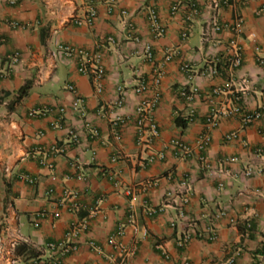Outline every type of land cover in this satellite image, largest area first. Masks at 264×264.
<instances>
[{
    "label": "crops",
    "instance_id": "crops-1",
    "mask_svg": "<svg viewBox=\"0 0 264 264\" xmlns=\"http://www.w3.org/2000/svg\"><path fill=\"white\" fill-rule=\"evenodd\" d=\"M176 2L179 9L172 13ZM211 5L210 0H115L109 14L106 0H0V68H9L14 52L21 57L10 77L0 79V264H8L13 242L18 264H54L60 249L54 253L47 245L60 241L78 247L61 256L60 264H230L231 257V264H264V254L257 253L264 244V158L254 152L261 149L264 155V112L250 125H242L238 116L223 118L209 131L207 149L195 148L207 116L234 103L232 91L224 88L227 81L236 90L245 78L243 105L251 111L261 106L264 66L257 59L264 58V0L221 2L219 9ZM89 6L97 12L94 24H75L74 17H83ZM150 7L165 27L160 37L151 31ZM237 16L242 18L238 33L221 31L202 40L212 20L231 23ZM127 20L152 45L153 64L144 61L140 44L130 38ZM185 27L189 32L183 37ZM108 35L116 42L104 46L105 91L98 95L89 77L78 73L73 61L62 59L58 48L93 51ZM234 38L242 47V63L231 73L223 64ZM167 55L171 60H165ZM156 67L162 71L161 98L153 110L159 136L143 148L135 143L133 119L141 97L134 88L149 82ZM116 85L126 89L121 109L112 106ZM182 90L191 92V98L181 96ZM76 96L81 117L71 109ZM176 115L192 116L185 130L174 124ZM119 117H128L120 141L113 134ZM58 122L61 128L55 126ZM231 132L237 136L227 140ZM176 138L193 148L190 155L171 145ZM55 144L63 151L48 153ZM251 164L262 166L263 173L243 176L241 171ZM183 180L190 193L181 217ZM71 194L78 205L74 210L66 207ZM40 211L46 213L37 218ZM223 211L226 215H220ZM83 222L84 230L67 237L72 225ZM110 235L122 249L107 243ZM184 235L189 239L181 244ZM89 241L100 249L89 247Z\"/></svg>",
    "mask_w": 264,
    "mask_h": 264
},
{
    "label": "built area",
    "instance_id": "built-area-1",
    "mask_svg": "<svg viewBox=\"0 0 264 264\" xmlns=\"http://www.w3.org/2000/svg\"><path fill=\"white\" fill-rule=\"evenodd\" d=\"M18 0H9L11 4L17 3ZM212 3V7L215 9H219L221 2L224 4H229L230 1H233L234 3L238 4H246L247 0H210ZM191 9L193 11H197V8L194 3H190ZM115 9V0H106V10L107 13H112ZM179 9V3L176 2L172 5L171 12L176 13ZM264 9V6L261 8ZM123 14H126V11H122ZM148 20L150 23L151 31L154 34L155 37H160L165 33V27L164 25L159 21L158 15L156 13V10L153 7H150L148 9ZM97 19V12L94 7L89 6L86 14L83 17H74V23L77 25L80 24H88L92 25ZM129 36L130 38L140 44L139 52L142 54L143 59L145 62L153 64L154 63V53L152 45L147 42L146 40H141L138 32L136 31L135 25L130 20H127L125 22ZM242 24V18L236 17V19L231 23H221L217 19L212 20V22L208 23L206 25L205 29L202 31V40L205 42L210 41L213 38V35L218 32H223L230 30L232 32L238 33L240 31ZM12 25L14 27H22L17 22H12ZM189 32V27H185L181 33L183 37H186ZM103 45L93 51H88L83 48L74 46V45H60L58 48L59 56L68 61H73L75 63L76 71L80 74L86 75L89 77L91 84L93 86L94 91L96 94L101 95L104 93L105 88V81H106V71H105V59H106V50L105 45H114L116 42V39L112 35L106 36L104 39ZM172 56L167 55L165 57L166 61L171 60ZM21 57L19 52H14L9 57V68L2 70L0 68V79L9 78L11 75V72L13 68L20 63ZM226 61L228 62V69L232 73L234 70L238 69L242 63V47L240 43L238 42L237 38L231 39L227 46V54H226ZM257 62L264 66V58L259 57L257 59ZM188 66L183 65V69H187ZM153 76L151 77V80L149 82L141 81L137 86L134 88V92L137 93L141 100L139 101L138 106L135 109L134 119L133 122L137 128L136 130V139L135 143L139 147L143 148H149L151 144L153 143V140L156 139L159 136V129L156 121L153 118V110L157 107L160 98H161V78H162V71L159 68H154L152 71ZM154 87V88H152ZM233 84L231 81H227L224 85V88L226 91H232L233 100L234 103L230 108H225L222 111H216L215 109L207 116L206 119V130L203 131L200 135H198L195 148L201 152H203L207 147L209 146L211 142V136H210V130L217 127L220 121L225 117H239L242 125H250L252 123H255L258 121L263 112H264V90H262V103L261 106L253 111L248 110L243 105V98L244 95L248 91V81L245 78H242L240 80V83L237 87V89H232ZM67 90L77 94L75 87L73 84L67 85ZM114 90L118 93L116 98L113 101V107L114 108H123L124 103L126 101V89L122 87L121 85H116L114 87ZM214 93H219V89H214ZM180 95L183 96L186 99H190L192 93L188 92L187 90H182L180 92ZM80 98L76 96L74 101L71 104V109L73 111H76L81 117L82 111L79 108ZM61 111H64V108H61ZM128 117H119L116 119V121L113 123V134L114 138L118 141L121 140L122 132L124 126L128 122ZM55 126L58 128H61L62 123H56ZM69 134L71 136V139L73 141H78V135L72 131L69 130ZM93 134L96 135V130L93 129ZM237 136L236 133L231 132L227 135H225V138L227 140L235 138ZM171 145H173L183 156H188L192 152V147L184 142L181 139H173L171 141ZM48 153L56 154L63 151V148L58 145H52L47 150ZM255 154L258 157H263V151L261 149H256ZM158 158H163V153H159ZM262 158V159H263ZM117 159V156H114L112 158V161H115ZM203 159V157H201ZM150 161L153 160V157L149 158ZM232 160H235L233 158ZM41 164H44L48 167H52V164L46 162V160L41 159ZM223 174V171H220ZM263 173V167L258 165H247L242 171L241 174L245 177H253V176H259ZM30 183H33V179H28ZM181 192H180V199H179V208H178V215L183 217L184 207L189 202V186L187 185L186 181L183 180L180 182ZM75 193V192H71ZM127 194H132V189H127ZM71 197H73V200L70 204H67L66 207L68 210H74L78 207L77 203L75 202L76 195L71 194ZM161 210V209H160ZM46 212L40 211L37 214L38 217H42L45 215ZM55 216H58V213L54 214ZM220 215H226V212L223 211L220 213ZM230 221H234L233 218H230ZM174 222L171 223L173 225ZM35 225H37V222H35ZM86 228V223H80L72 225L66 235L67 237L75 236L78 231L84 230ZM122 233V231H120ZM213 237V236H212ZM189 239V235H184L180 239L181 244L183 242H186ZM0 242H2V237H0ZM107 243L109 245H112L115 249L120 250L122 249V244L120 242H117L115 239V235H110L107 238ZM15 242L11 243L10 251L8 252L7 261L8 264H18V258L13 253V249L15 247ZM89 247L93 249L99 250V246L96 245L95 242L89 241L88 242ZM48 249L52 252L60 251V256H56L54 259V264H60L61 262V256L65 254H69L71 252H74L78 250L77 244L74 243H64V242H54V243H48ZM3 253L2 247H0V254ZM228 262L231 264L234 262V258L231 257Z\"/></svg>",
    "mask_w": 264,
    "mask_h": 264
},
{
    "label": "trees",
    "instance_id": "trees-1",
    "mask_svg": "<svg viewBox=\"0 0 264 264\" xmlns=\"http://www.w3.org/2000/svg\"><path fill=\"white\" fill-rule=\"evenodd\" d=\"M223 66H224L225 69H228V62L225 61V64H223ZM26 87L21 88L20 89L21 92L25 91ZM192 119H193L192 116L183 117V116H180V115H176L174 117V124L177 127H179L181 130H185L187 128V126L189 125V123L192 121ZM205 122H206V120H205ZM257 253L264 254V244L259 248V250H257Z\"/></svg>",
    "mask_w": 264,
    "mask_h": 264
}]
</instances>
